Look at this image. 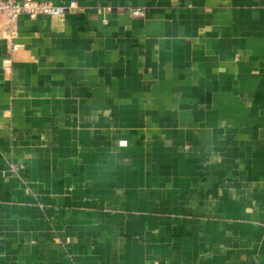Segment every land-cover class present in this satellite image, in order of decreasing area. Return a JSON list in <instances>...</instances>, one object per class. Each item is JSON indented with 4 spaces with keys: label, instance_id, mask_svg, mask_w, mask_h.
<instances>
[{
    "label": "crops",
    "instance_id": "0c3cea01",
    "mask_svg": "<svg viewBox=\"0 0 264 264\" xmlns=\"http://www.w3.org/2000/svg\"><path fill=\"white\" fill-rule=\"evenodd\" d=\"M75 1L0 16V264H264V0Z\"/></svg>",
    "mask_w": 264,
    "mask_h": 264
},
{
    "label": "built area",
    "instance_id": "2783aa9c",
    "mask_svg": "<svg viewBox=\"0 0 264 264\" xmlns=\"http://www.w3.org/2000/svg\"><path fill=\"white\" fill-rule=\"evenodd\" d=\"M77 1L71 0L66 4L55 5L49 2L39 0H0V16L5 18L10 29L7 32L9 39V52L15 51L18 44L12 40L16 37L17 32L14 29V24L21 16H27L30 19H35L39 16L57 17L67 13H72L78 9ZM130 15L137 17L141 15L140 8H130ZM11 58L6 56L2 59V67L7 70L11 67Z\"/></svg>",
    "mask_w": 264,
    "mask_h": 264
}]
</instances>
